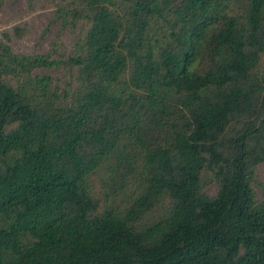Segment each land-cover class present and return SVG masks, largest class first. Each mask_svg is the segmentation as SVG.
Instances as JSON below:
<instances>
[{"label":"trees","instance_id":"1","mask_svg":"<svg viewBox=\"0 0 264 264\" xmlns=\"http://www.w3.org/2000/svg\"><path fill=\"white\" fill-rule=\"evenodd\" d=\"M52 19L80 23L67 57L0 43V264H264V0H59ZM59 67L73 87L33 73Z\"/></svg>","mask_w":264,"mask_h":264},{"label":"rangeland","instance_id":"2","mask_svg":"<svg viewBox=\"0 0 264 264\" xmlns=\"http://www.w3.org/2000/svg\"><path fill=\"white\" fill-rule=\"evenodd\" d=\"M59 0H3L0 6V43H6L11 51L19 54H41L52 51L56 44V54L67 57L71 52L74 38L79 34L80 23L75 27H61L58 21L52 19L55 4ZM33 73L49 74L61 88L75 85L74 71L67 68H39ZM101 174L90 177L94 194L103 205V189L100 185ZM202 191L214 195L216 184L208 171L201 172ZM261 186H264V162L258 163L253 169L251 187L256 198H260ZM162 207L156 206L147 216L155 219L161 214Z\"/></svg>","mask_w":264,"mask_h":264}]
</instances>
